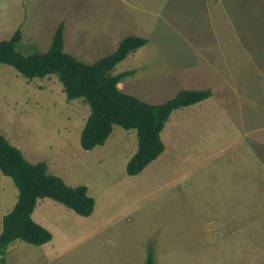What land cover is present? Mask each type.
<instances>
[{
    "label": "rangeland",
    "instance_id": "obj_1",
    "mask_svg": "<svg viewBox=\"0 0 264 264\" xmlns=\"http://www.w3.org/2000/svg\"><path fill=\"white\" fill-rule=\"evenodd\" d=\"M62 24L64 51L86 64L127 37L148 40L112 72H135L118 84L128 95L212 97L175 111L163 154L129 176L135 130L114 126L86 151L89 105L68 101L56 75L30 80L0 64V134L95 200L82 217L39 199L32 218L53 239L15 241L0 264H145L150 251L155 264H264V0H0V41L21 31L24 55L47 52ZM18 195L0 171V235Z\"/></svg>",
    "mask_w": 264,
    "mask_h": 264
},
{
    "label": "trees",
    "instance_id": "obj_2",
    "mask_svg": "<svg viewBox=\"0 0 264 264\" xmlns=\"http://www.w3.org/2000/svg\"><path fill=\"white\" fill-rule=\"evenodd\" d=\"M21 31L7 41H0V64L15 68L27 79L56 75L68 101L81 99L90 107V116L81 133V147L90 151L105 145L114 126L135 130L138 150L127 165V174L137 176L165 151L161 133L171 115L178 110L202 103L212 97L211 90H181L166 103L151 105L118 88L134 71L114 75L112 72L128 56L144 47L148 40L130 36L121 41L112 55L93 64L79 61L64 51V25H60L45 53L24 55L17 46ZM0 171L10 177L19 191L14 209L4 217L0 235V255L8 246L21 241L33 246L48 244L53 235L36 223L32 215L39 199H51L82 217H90L95 200L86 186L70 187L56 175L47 173V164H32L0 134ZM145 264H155L149 252Z\"/></svg>",
    "mask_w": 264,
    "mask_h": 264
},
{
    "label": "crops",
    "instance_id": "obj_3",
    "mask_svg": "<svg viewBox=\"0 0 264 264\" xmlns=\"http://www.w3.org/2000/svg\"><path fill=\"white\" fill-rule=\"evenodd\" d=\"M16 205V204H15ZM15 207V206H14ZM34 220V219H33Z\"/></svg>",
    "mask_w": 264,
    "mask_h": 264
}]
</instances>
